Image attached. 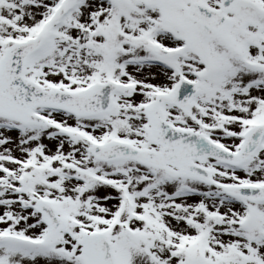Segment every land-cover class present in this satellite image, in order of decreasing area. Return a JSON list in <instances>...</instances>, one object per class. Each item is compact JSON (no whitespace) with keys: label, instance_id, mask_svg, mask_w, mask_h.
I'll list each match as a JSON object with an SVG mask.
<instances>
[{"label":"snow or ice","instance_id":"6c2138e0","mask_svg":"<svg viewBox=\"0 0 264 264\" xmlns=\"http://www.w3.org/2000/svg\"><path fill=\"white\" fill-rule=\"evenodd\" d=\"M0 264H264V0H0Z\"/></svg>","mask_w":264,"mask_h":264}]
</instances>
